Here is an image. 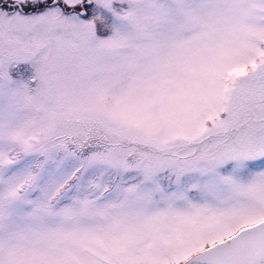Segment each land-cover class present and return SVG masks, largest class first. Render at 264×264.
<instances>
[{
  "label": "snow or ice",
  "instance_id": "obj_1",
  "mask_svg": "<svg viewBox=\"0 0 264 264\" xmlns=\"http://www.w3.org/2000/svg\"><path fill=\"white\" fill-rule=\"evenodd\" d=\"M0 264H264V0H0Z\"/></svg>",
  "mask_w": 264,
  "mask_h": 264
}]
</instances>
